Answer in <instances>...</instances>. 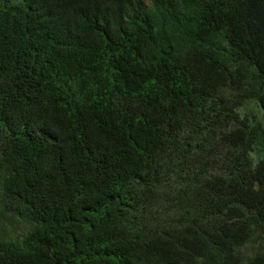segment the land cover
Segmentation results:
<instances>
[{
  "label": "trees",
  "instance_id": "16d2710c",
  "mask_svg": "<svg viewBox=\"0 0 264 264\" xmlns=\"http://www.w3.org/2000/svg\"><path fill=\"white\" fill-rule=\"evenodd\" d=\"M0 264H264V0H0Z\"/></svg>",
  "mask_w": 264,
  "mask_h": 264
},
{
  "label": "rangeland",
  "instance_id": "374dc122",
  "mask_svg": "<svg viewBox=\"0 0 264 264\" xmlns=\"http://www.w3.org/2000/svg\"><path fill=\"white\" fill-rule=\"evenodd\" d=\"M140 2L145 6L148 7L150 5V0H140Z\"/></svg>",
  "mask_w": 264,
  "mask_h": 264
}]
</instances>
